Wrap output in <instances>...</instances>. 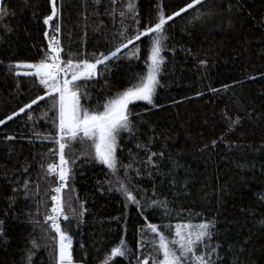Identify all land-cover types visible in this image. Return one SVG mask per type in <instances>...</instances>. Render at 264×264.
<instances>
[{
    "label": "trees",
    "instance_id": "trees-1",
    "mask_svg": "<svg viewBox=\"0 0 264 264\" xmlns=\"http://www.w3.org/2000/svg\"><path fill=\"white\" fill-rule=\"evenodd\" d=\"M126 2L55 0L58 16L45 25L49 0H5L0 8V119L44 95L34 77L16 76L9 65L39 61L57 23L64 60L76 54L92 59L154 24L159 8L171 14L190 0H136L139 24L131 15L121 21L119 11ZM197 10L202 15L193 19ZM165 28V59L153 104L131 103L133 131H122L117 139L118 159L127 165L135 157L132 168L113 176L93 158L90 142H68L67 158L74 163L62 190L69 221L61 227L73 237V263L102 264L123 238L130 254L108 264H138L156 254L146 243L154 234L142 231L145 223L171 225V230L162 229L171 240L177 224L212 221L206 243L217 248L214 264H264V0H204ZM151 35L122 49L107 71L98 65L96 77L78 82L85 108L102 110L107 99L129 86L130 78L146 73ZM137 45V55L128 56L126 51ZM51 105L44 97L0 125V264H56V234L44 216L51 210L57 178L41 179L47 163L59 160L58 121ZM237 117L239 123L232 124ZM34 132L51 138L37 139ZM149 151L158 155L145 166L140 161ZM118 179L128 183L139 207L116 190ZM151 200H165L167 210L150 206ZM81 204L83 215H73ZM31 240L39 247L29 261ZM138 241L145 246L138 248Z\"/></svg>",
    "mask_w": 264,
    "mask_h": 264
},
{
    "label": "snow or ice",
    "instance_id": "snow-or-ice-1",
    "mask_svg": "<svg viewBox=\"0 0 264 264\" xmlns=\"http://www.w3.org/2000/svg\"><path fill=\"white\" fill-rule=\"evenodd\" d=\"M112 4L116 0H111ZM204 0H190L183 7L171 14H165L162 8L157 11V18L154 24L145 25L143 30L137 29V33L127 38V42L121 41L113 50L107 54L99 53L92 59H80V54H76L77 58L72 55L65 61L62 60V48L60 41L56 35H52L47 45V50L41 59L37 62L16 61L9 65L10 71L15 69L14 75L25 77H34L38 84L43 86L44 95H37L29 103H25L18 110L13 111L11 115L0 119V125H4L6 121L12 120L20 113H24L26 109H31L32 105H37L44 97H49L52 100L50 110L56 113L55 123L56 133L55 142L59 146V160L58 163H47L46 174L41 176V179H46L47 176L55 174L57 178V185L51 188L52 201L51 214L44 216L45 222H51V229L55 231L56 240V264H73L72 258V240L73 237L68 231L62 229L58 222V216L63 215L65 221H69V216L64 214V204L62 200V190L68 187L67 181L71 176L70 161L67 156L70 154L66 152V148H70V141L79 139L83 145L90 142V146L94 148L93 158L107 167L110 174L116 176L121 168L125 173L132 168L133 163L136 162L135 157H130V163L122 164L116 155L117 139L122 131L131 133L133 131L132 121L129 119L131 112L129 105L135 101H146L148 104H153V95L159 85V74L161 72V65L165 57L161 54L164 51L166 41L168 39L165 25L174 17L185 13L188 9H193L194 6L200 5ZM51 4V14L43 17V23L49 25L54 17L58 16L55 0H49ZM0 9V12H3ZM115 12V9H113ZM113 15V13H109ZM129 15L133 18L136 24H139L137 19L138 13L136 10V0H127L123 8L119 11L121 21ZM202 15L197 10V15L193 19H198ZM231 23V21H229ZM55 33L60 32V25L57 23L54 28ZM148 34L151 35L150 51L146 58L147 71L144 74H136L130 78L129 86L117 92L115 96L107 99L103 105L102 110L85 108L80 100L79 93L80 81H87L96 77L98 73V65H103L107 71V65L112 60L118 58V54L122 49L127 50L128 45L133 44V41L140 40ZM47 36V33H45ZM120 35L124 36V29L121 30ZM139 52V46H135L133 51L127 52L128 56L135 57ZM204 64L205 61H200ZM20 69H27V71H19ZM63 76V79L61 77ZM70 77V78H69ZM224 87H227L225 85ZM212 91H216L212 89ZM199 95V93H198ZM46 117L47 112L43 113ZM28 119H32V113H27ZM232 124L239 123V118L232 120ZM82 133V136L79 134ZM37 139H50L49 136H44L41 133H33ZM6 139H13L9 136ZM215 144V141H213ZM138 147H147L138 145ZM50 152L53 150L50 149ZM158 154L149 151L147 159L140 161L145 166L153 165L155 163L154 157ZM41 168L45 166L42 164ZM111 183V181H108ZM117 191H120L126 198V201L137 204L139 201L133 194V191L124 180H117ZM39 185H37V188ZM25 194L28 195L29 181L24 182ZM111 190V188L109 189ZM48 193V189H45ZM150 206L162 207L167 210V202L165 200H151ZM83 206L81 204V211L76 213L73 209V215H83ZM143 215V209H140ZM147 220V218H145ZM3 221H0V235H3ZM213 226L212 221H201L198 224L183 223L175 225L174 237L169 240L162 229L171 230V225H160L155 223H145L143 230L154 234L151 241H147L148 246L155 249V255L149 253L143 260H138V264H148L151 259L152 264H214L213 255L217 252L215 246H209L206 240L211 239ZM47 235V233H45ZM31 248L28 251L27 259L31 261L32 250L39 247L35 240L30 241ZM138 248L144 247L145 243L138 241ZM126 241L121 238L119 244L110 250V254L106 256L102 264H108V261L113 257H126L130 254ZM162 256V258H160Z\"/></svg>",
    "mask_w": 264,
    "mask_h": 264
},
{
    "label": "built area",
    "instance_id": "built-area-1",
    "mask_svg": "<svg viewBox=\"0 0 264 264\" xmlns=\"http://www.w3.org/2000/svg\"><path fill=\"white\" fill-rule=\"evenodd\" d=\"M52 35H56L57 38H58L59 41H60V46H61V48H62V55H61V58H62V60H64V57H63V45H62V34H61V29H60V32H59V33H55V32L52 33V34L50 35L48 41L51 39ZM61 78H62V77H61ZM53 194H55V193H53ZM53 194H52V195H53ZM61 196H62V193H61ZM48 214H51V212L49 211ZM63 221H64V219H63V215L58 216V222L61 224ZM49 222H50V221H49ZM50 223H51V222H50Z\"/></svg>",
    "mask_w": 264,
    "mask_h": 264
},
{
    "label": "water",
    "instance_id": "water-1",
    "mask_svg": "<svg viewBox=\"0 0 264 264\" xmlns=\"http://www.w3.org/2000/svg\"><path fill=\"white\" fill-rule=\"evenodd\" d=\"M4 2H5V0H0V8L3 5Z\"/></svg>",
    "mask_w": 264,
    "mask_h": 264
},
{
    "label": "rangeland",
    "instance_id": "rangeland-1",
    "mask_svg": "<svg viewBox=\"0 0 264 264\" xmlns=\"http://www.w3.org/2000/svg\"><path fill=\"white\" fill-rule=\"evenodd\" d=\"M23 71H27V69H22V72H23ZM61 79H63V76H62ZM73 264H78V263H73Z\"/></svg>",
    "mask_w": 264,
    "mask_h": 264
}]
</instances>
